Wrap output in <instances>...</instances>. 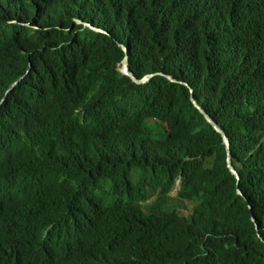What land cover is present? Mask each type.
<instances>
[{"label":"trees","instance_id":"16d2710c","mask_svg":"<svg viewBox=\"0 0 264 264\" xmlns=\"http://www.w3.org/2000/svg\"><path fill=\"white\" fill-rule=\"evenodd\" d=\"M0 264H264V0H0Z\"/></svg>","mask_w":264,"mask_h":264},{"label":"water","instance_id":"95a60500","mask_svg":"<svg viewBox=\"0 0 264 264\" xmlns=\"http://www.w3.org/2000/svg\"><path fill=\"white\" fill-rule=\"evenodd\" d=\"M79 24L84 25L86 28H90L96 32L99 33H106L109 34V32L105 31L102 28L96 27L93 24L84 22L82 20H77ZM124 54H125V58L124 60L120 63V65L118 66V71L125 77L129 78L132 80L133 83H136L137 85H147L149 84L153 79H155L158 75H151V76H147L146 78H144L143 80H138L136 78L135 75H133L130 70H129V56H130V49L129 47L126 46H121ZM165 76V75H162ZM170 82L172 83H176L175 80L172 79V77H168L165 76ZM187 86V85H186ZM192 91V90H191ZM192 103L194 105V107L205 117L206 121L211 125V127L214 129V131L219 134L221 137H223L224 139V143L227 147L228 150V165L229 168L231 170V172L236 176L237 180H240V175L237 172V169L233 166L232 163V143L228 137V135L219 128V125L209 116V114H207L205 112V110L200 106V104L195 100V98H192ZM179 188H180V184H179ZM238 194L240 196H242L243 198L244 195L241 192V190H238ZM252 222L256 224V220L255 218L252 219ZM259 230V228L257 227V231Z\"/></svg>","mask_w":264,"mask_h":264},{"label":"rangeland","instance_id":"374dc122","mask_svg":"<svg viewBox=\"0 0 264 264\" xmlns=\"http://www.w3.org/2000/svg\"><path fill=\"white\" fill-rule=\"evenodd\" d=\"M178 190H179V183L176 186V190L172 193L173 197H177ZM178 203H179L181 208H185L184 206H187L186 210H180V212L182 213L183 216L189 217L191 215L192 206L184 204V203H180V202H178Z\"/></svg>","mask_w":264,"mask_h":264}]
</instances>
